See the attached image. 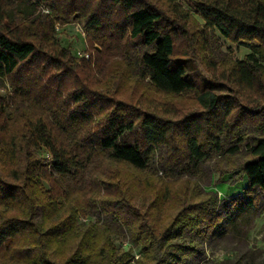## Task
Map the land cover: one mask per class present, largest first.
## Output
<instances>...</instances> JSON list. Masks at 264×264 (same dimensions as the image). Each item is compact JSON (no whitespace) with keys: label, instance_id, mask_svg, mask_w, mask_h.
I'll return each instance as SVG.
<instances>
[{"label":"trees","instance_id":"obj_1","mask_svg":"<svg viewBox=\"0 0 264 264\" xmlns=\"http://www.w3.org/2000/svg\"><path fill=\"white\" fill-rule=\"evenodd\" d=\"M190 1L201 22L179 0H0V264H126L113 223L150 264H194L226 221L231 239L260 212L264 0ZM72 21L100 77L56 37ZM217 34L250 52L218 55ZM242 147L238 168L213 164L241 193L220 200L188 177ZM85 170L75 192L59 180Z\"/></svg>","mask_w":264,"mask_h":264},{"label":"rangeland","instance_id":"obj_2","mask_svg":"<svg viewBox=\"0 0 264 264\" xmlns=\"http://www.w3.org/2000/svg\"><path fill=\"white\" fill-rule=\"evenodd\" d=\"M179 3L183 8L191 11L192 15L201 22L199 15L194 13L190 0H179ZM43 12L45 13L47 11L44 9ZM55 35L59 39L60 43L63 46L68 47L75 57L84 58L90 62L96 77L101 76L103 66H97L94 59L87 52V35L82 24L73 21L66 24H58L55 26ZM215 38L218 55H221L222 53H229V56H232L233 58L243 59L244 56L250 52V45L247 43L234 45L218 34ZM181 46V44L177 46L178 50ZM194 59L195 60L191 62L194 73L202 79V81L208 82V80L212 77L211 73L200 64L196 57ZM216 79L217 78H215V80ZM9 88V83L4 81L3 85L0 87V91L4 92ZM223 94L233 95L228 90H225ZM249 129L251 128L246 129L247 135H252L253 133ZM35 153L38 156L46 155L44 151H36ZM249 158L251 157L248 155L245 147H242L238 153L233 156L222 157L213 155L204 167L199 166L197 169L193 170L192 174L189 176L181 173L179 177L186 178L188 176L190 179L196 180L204 191H216L217 197L220 200L227 199L230 196L241 193L243 185L241 183H237L230 186L229 183L232 181L234 174L225 173L222 175L218 170L213 168V164L218 161L224 168H238ZM226 160H228V163ZM88 175V171L85 170L79 172L78 174L72 173L65 178H59V180L67 190L75 192L83 186L84 180L88 177ZM243 181L246 185L247 180L244 178ZM93 220H95V217L91 215L80 217L78 219V221H83L85 223ZM238 220L242 222L245 221L239 217L236 221ZM233 223L234 221H226V224L222 226L221 233L215 234L209 241H206L203 244L204 258L194 264H217L226 258H232L235 260L241 259V264H264V206H262L260 212L256 217H254L251 223H245L242 229L245 228L246 230H241L244 232L234 234L231 239H222L220 236L227 233L229 229H231ZM111 237L118 251H130L131 258L126 264H150L149 257L139 250V246H136L132 242L130 233L119 226V224H112ZM235 243L237 248H233V246L235 247Z\"/></svg>","mask_w":264,"mask_h":264}]
</instances>
